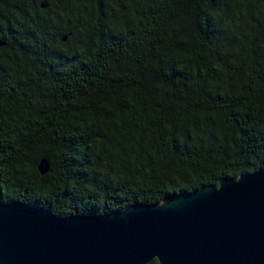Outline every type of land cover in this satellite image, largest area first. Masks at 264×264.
<instances>
[{
    "label": "trees",
    "instance_id": "obj_1",
    "mask_svg": "<svg viewBox=\"0 0 264 264\" xmlns=\"http://www.w3.org/2000/svg\"><path fill=\"white\" fill-rule=\"evenodd\" d=\"M0 40L5 201L103 214L264 168V0H0Z\"/></svg>",
    "mask_w": 264,
    "mask_h": 264
},
{
    "label": "water",
    "instance_id": "obj_2",
    "mask_svg": "<svg viewBox=\"0 0 264 264\" xmlns=\"http://www.w3.org/2000/svg\"><path fill=\"white\" fill-rule=\"evenodd\" d=\"M5 44L0 40V45ZM38 168L50 170L48 158ZM264 264V168L99 214L57 215L0 187V264Z\"/></svg>",
    "mask_w": 264,
    "mask_h": 264
}]
</instances>
